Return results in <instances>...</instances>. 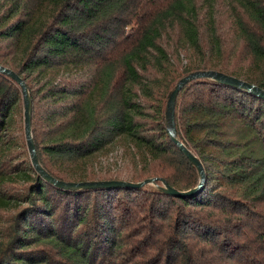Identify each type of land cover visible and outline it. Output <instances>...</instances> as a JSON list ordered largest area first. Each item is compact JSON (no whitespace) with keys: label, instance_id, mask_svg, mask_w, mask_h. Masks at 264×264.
Listing matches in <instances>:
<instances>
[{"label":"trees","instance_id":"1","mask_svg":"<svg viewBox=\"0 0 264 264\" xmlns=\"http://www.w3.org/2000/svg\"><path fill=\"white\" fill-rule=\"evenodd\" d=\"M224 6L246 67L222 64ZM166 40L179 56V47L192 51L186 72L219 70L264 89V0H0V64L28 85L38 157L52 176L199 185L167 130L179 80ZM23 109L20 85L0 73V264H264L263 98L207 78L180 91L178 137L202 161L206 184L186 197H137L145 219L132 203L120 219L115 212L118 192L145 186L63 189L31 160L21 165ZM24 202L8 225L4 214Z\"/></svg>","mask_w":264,"mask_h":264},{"label":"water","instance_id":"2","mask_svg":"<svg viewBox=\"0 0 264 264\" xmlns=\"http://www.w3.org/2000/svg\"><path fill=\"white\" fill-rule=\"evenodd\" d=\"M0 73H3L17 82L22 90L23 104H24V120H25V135L27 140L28 151L32 165L34 166L37 173L44 178L50 184L63 189L81 190V189H96V188H123V187H134L139 188L149 183H156L157 178H148L141 182H128L124 180H90V181H78V182H67L59 180L52 176L40 163L38 152L35 144V140L32 134V111L33 103L30 90L24 79L19 76L12 69L0 64ZM211 79L217 83L226 84L237 87L239 89L251 92L264 99V89L254 83L248 82L244 79L238 78L226 74L219 70L207 69V70H196L193 71L183 78H181L176 84L175 88L169 94L166 108V124L167 130L174 143L180 148V150L189 158V160L195 165L200 175V183L194 189L189 191H179L176 188L170 186L166 181H163L165 188L163 189L166 193L176 197H186L195 192L202 190L205 187L207 174L205 167L200 158L192 152V150L178 137V129L175 119V107L176 101L180 91L187 86L189 83L199 79Z\"/></svg>","mask_w":264,"mask_h":264},{"label":"rangeland","instance_id":"3","mask_svg":"<svg viewBox=\"0 0 264 264\" xmlns=\"http://www.w3.org/2000/svg\"><path fill=\"white\" fill-rule=\"evenodd\" d=\"M218 28H219V32L221 33V35L223 36V38L225 39V44H226V51H225V57L223 59L222 64L224 65H230L231 67H240V66H248L250 64L249 61V57L246 53V51L244 50L243 46L241 44H239V40L237 39L236 33L234 32V27H233V19L231 18L227 6L223 7L219 13V17H218ZM165 44L167 45L171 56H172V66H171V71H172V75L171 78L174 83L176 84V82L178 80H180L182 77L186 76L189 72H186L185 70L188 68L187 65L189 64L190 58H193L192 56V51H187L185 49H183L182 47H179L180 49V53L181 55L179 56L178 53L175 52L176 50V45L177 42L174 41L173 43H170L168 40L165 41ZM14 136L18 139V141L22 144L24 142L25 147H20V150L18 153V156L20 157V164L22 165L23 162H27L30 161V156H29V151L27 149L26 146V141H25V120H24V109L22 110V112H20L16 118H15V131H14ZM24 160V161H23ZM120 180V179H118ZM145 178H141L140 181L137 182H141L144 181ZM126 181V180H124ZM129 182V181H128ZM136 182V183H137ZM135 183V182H134ZM145 186V187H144ZM143 188L144 192L143 194H136V193H132L131 197H128L127 192L124 191H120L117 194V204L115 205V212L118 215V219H120L123 216V206L125 204L126 207L131 208V206L133 205V208H135L136 210L139 209L140 213L137 212V216L142 217V218H146V213L148 208H144V209H140V207H136V203L139 202V200H135L137 197L141 200H145L146 198H152L150 195L151 193H156V192H165L163 189L165 188V185H160L159 183H150V184H145ZM23 189L21 186L19 185H15V189L14 192H17V194H21L25 190V187H28V185H23ZM197 187V186H196ZM128 188H134V187H128ZM194 189V188H193ZM178 190V189H177ZM191 190V189H190ZM180 191V190H179ZM189 191V190H187ZM20 192V193H19ZM172 196V195H170ZM97 195L93 194L91 195L89 198V203L90 205L96 200ZM88 198H86L85 200H88ZM132 203V205H131ZM31 206L30 203L28 202H24L22 203V205L17 208L14 209L11 212H7L5 213V217L10 220L8 225L11 226V222H13V218L16 217V214L18 213V211L20 210V208H27ZM145 206L149 207V203ZM7 226V224H6ZM8 228V227H5ZM9 230H6V232H8ZM43 232V231H42ZM44 234V232H43ZM42 246L47 247L49 251V247L48 245H44L41 244L39 246H36V250H43ZM40 248V249H37ZM55 256V255H54Z\"/></svg>","mask_w":264,"mask_h":264}]
</instances>
